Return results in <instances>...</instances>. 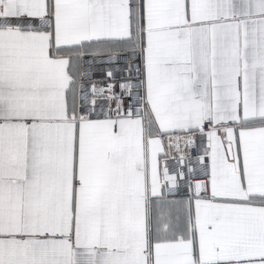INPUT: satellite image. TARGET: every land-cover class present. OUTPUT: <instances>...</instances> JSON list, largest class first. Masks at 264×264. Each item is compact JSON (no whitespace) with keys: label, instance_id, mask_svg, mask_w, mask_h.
<instances>
[{"label":"snow or ice","instance_id":"6c2138e0","mask_svg":"<svg viewBox=\"0 0 264 264\" xmlns=\"http://www.w3.org/2000/svg\"><path fill=\"white\" fill-rule=\"evenodd\" d=\"M0 264H264V0H0Z\"/></svg>","mask_w":264,"mask_h":264}]
</instances>
